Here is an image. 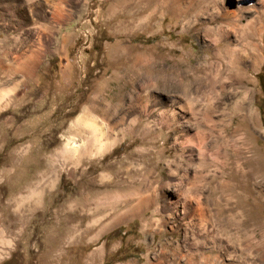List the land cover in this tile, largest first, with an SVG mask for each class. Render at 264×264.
I'll use <instances>...</instances> for the list:
<instances>
[{"label": "rangeland", "instance_id": "1", "mask_svg": "<svg viewBox=\"0 0 264 264\" xmlns=\"http://www.w3.org/2000/svg\"><path fill=\"white\" fill-rule=\"evenodd\" d=\"M180 1L0 0V264H264V41L247 37L264 0H227L229 20ZM250 39L259 65L225 79L211 119L130 71ZM244 87L252 118L232 107ZM87 115L114 137L79 155Z\"/></svg>", "mask_w": 264, "mask_h": 264}, {"label": "bare ground", "instance_id": "2", "mask_svg": "<svg viewBox=\"0 0 264 264\" xmlns=\"http://www.w3.org/2000/svg\"><path fill=\"white\" fill-rule=\"evenodd\" d=\"M181 1H180V5L183 6L184 2L182 3ZM226 1L227 0H216V8L220 11L219 13L222 19L229 20L237 16L238 14L237 12L243 13L244 11H247V12L250 11L251 6L243 5L240 3L245 0H242V1L236 0L238 1L237 3L238 11L237 12L236 10H233L230 7V5L227 4ZM185 8H186L185 10H188V7H185ZM197 21H200L199 17L196 18L194 22L192 23L196 25ZM247 24H248L247 27L248 26H250V28L252 27V30L251 32L248 33L247 37L252 38V35H259V37L262 38L264 41V24H263L262 16L261 15L255 16L254 18H252V20L248 21ZM191 25L192 24H190L189 27ZM248 44L250 46L248 50H241L237 47H232L228 45V46H224L221 48H217V51L214 52L212 55L207 54L203 56L202 54L200 55L197 54L195 58L196 60L194 62H190V60L185 61V60L179 59L181 61H179L177 64H173L171 66H166V67L160 66L159 69H157L158 67L155 68L156 63L154 61L153 63L150 60V58L139 56L140 57L139 60L131 68L130 71H132L133 74L137 75L139 74V71H138L139 65L143 66L146 69L151 68L152 69L150 70L151 76L153 80H155L154 82L160 88L172 89L175 92L178 91L182 95L180 96V94H176L173 96L175 97V100H173V102H175L176 105L177 104L180 105V107L183 109L193 108V110H195L196 112H199V113L201 112L203 113L205 117L210 118L212 116L211 113L216 107L213 99L219 100L220 99L219 94L224 95L227 92V91L225 92V89H227L226 88L227 79H229L230 80L229 82L231 83L242 85L243 82L247 80L246 73L248 71L247 69L249 68L248 65H250L251 69H254V70L257 69L259 62L262 58L261 56L262 52L260 51V47L257 42L252 41L250 39L248 41ZM214 58H220L221 60L226 62V65H227L226 72L228 71V74L223 70V66L221 64H217L216 67L212 66L211 59L213 60ZM32 61L29 59H25V61L21 62V64L17 68L15 67L16 68L15 70L20 71L25 74H30L33 71V67H34V63ZM246 63H248V65ZM174 79H176L177 81H174ZM201 84L206 86L208 90L210 91V93L206 95L207 98L204 99V101L202 100L203 96H201L203 94V91L200 90ZM195 86H196L197 94L194 97L192 96V92ZM218 87L220 88L221 93H218L217 91ZM246 87H244L242 90L243 95L238 97L235 100L234 105L233 106L231 105V106L234 109L235 115L241 113L244 117L249 116L252 118L255 116V114L251 112V105H250V99H249L250 91L246 89ZM205 101H210V102L208 103V105H206V103H204ZM170 103L172 102L170 101ZM245 111H248V113H246ZM121 119H117L116 121H113L114 124L118 125ZM80 120L84 124V127L89 129L91 138L93 140L92 139L89 140V138L84 137L79 143L73 141L72 144H70L71 148H73L75 152L78 151L79 155L89 153L90 152L89 150L93 148H96V150H101V149L104 150L108 148L110 144L108 143L109 144L108 145L106 143H103L102 138L107 136V139L113 140L114 136L112 135L113 133L111 132L112 129L110 130L109 128L110 126L108 127V126L98 123V121L95 118H93V115L91 117H88L87 115L81 118ZM187 122L190 123V120L188 119ZM204 162L205 160L202 159L201 163H204ZM245 162L247 163L248 160H245ZM243 163L244 162H242V164Z\"/></svg>", "mask_w": 264, "mask_h": 264}]
</instances>
